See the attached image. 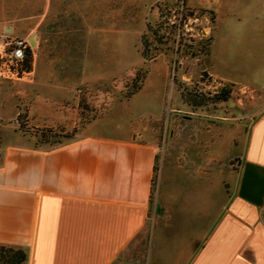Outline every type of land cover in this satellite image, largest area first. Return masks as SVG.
Instances as JSON below:
<instances>
[{"label":"rangeland","instance_id":"rangeland-1","mask_svg":"<svg viewBox=\"0 0 264 264\" xmlns=\"http://www.w3.org/2000/svg\"><path fill=\"white\" fill-rule=\"evenodd\" d=\"M2 1L0 19L6 6L12 19L0 39L24 40L31 27L17 23V0ZM39 2L43 29L53 11ZM60 12L74 30L71 40L83 27L85 51L53 70L40 58L30 75L0 76V155L11 142L66 144L87 120L117 133L137 128L138 139L156 147L151 198L142 230L111 264H182L221 210L237 161L224 152L264 110V0H63ZM142 48L154 59L144 60ZM143 72L140 90L124 99ZM79 101L88 105L81 118ZM192 115L221 119L218 133L238 132L226 140L219 134L214 149V137L189 133L199 123Z\"/></svg>","mask_w":264,"mask_h":264},{"label":"crops","instance_id":"crops-1","mask_svg":"<svg viewBox=\"0 0 264 264\" xmlns=\"http://www.w3.org/2000/svg\"><path fill=\"white\" fill-rule=\"evenodd\" d=\"M39 1L29 5L16 1L17 23L31 27L24 38L32 53L28 75L35 72L40 58L53 70L60 59L85 51L83 27L76 26L71 40L74 30L60 19L63 0H46V9L53 11L47 29H42L44 15L35 12ZM30 7L34 12L27 14ZM11 19L6 6L0 33L9 29L6 24ZM65 33L69 36L64 38ZM189 117L199 120L189 133L197 140L214 137V149L221 144L219 134L226 140L238 132L232 128L218 133L216 122L221 119ZM75 118L76 112L71 119ZM202 120L209 124L201 125ZM95 121L78 130L74 140L54 148L32 147L23 141L4 146L0 245L27 247V264H111L145 224L156 147L139 140L137 128L117 133L111 132L113 127L91 128ZM185 121L183 117V136L189 134L182 131ZM236 137L224 152L237 161L230 165L221 210L182 264H264V110L248 126L245 137ZM219 155L215 151L214 158Z\"/></svg>","mask_w":264,"mask_h":264},{"label":"trees","instance_id":"trees-1","mask_svg":"<svg viewBox=\"0 0 264 264\" xmlns=\"http://www.w3.org/2000/svg\"><path fill=\"white\" fill-rule=\"evenodd\" d=\"M147 28L149 31L151 30L150 29L151 27L147 26ZM141 56L144 60H153L155 57V56H149L147 52L144 50V48L141 49ZM31 62H32V54L30 50L25 49V55H24V60H23V70L25 72L30 71ZM145 75H146V72H143V75L141 77L142 80L139 83H136L137 79H134L133 83L135 84V87L132 92L124 95V99L130 98L131 96H133L135 93H137L140 90L143 79L145 78ZM226 99H227L226 96H224L222 100H226ZM201 105L202 103L198 104V106H201ZM84 110H88V105L85 102L79 101L78 102V118H81L82 112ZM90 121L92 120H87L84 123V125H86ZM1 126H2V123L0 119V129H1ZM0 159H1V155H0ZM26 262H27V252L23 248H12V247H6L3 245H0V264H26Z\"/></svg>","mask_w":264,"mask_h":264},{"label":"built area","instance_id":"built-area-1","mask_svg":"<svg viewBox=\"0 0 264 264\" xmlns=\"http://www.w3.org/2000/svg\"><path fill=\"white\" fill-rule=\"evenodd\" d=\"M26 47L25 40L0 39V76L5 79H17L27 74L23 70Z\"/></svg>","mask_w":264,"mask_h":264},{"label":"water","instance_id":"water-1","mask_svg":"<svg viewBox=\"0 0 264 264\" xmlns=\"http://www.w3.org/2000/svg\"><path fill=\"white\" fill-rule=\"evenodd\" d=\"M7 31H8V32H10V31H11V29H7Z\"/></svg>","mask_w":264,"mask_h":264}]
</instances>
